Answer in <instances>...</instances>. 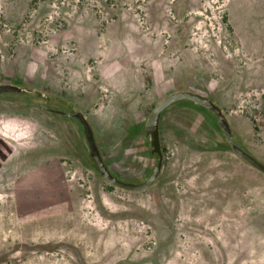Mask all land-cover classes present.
I'll return each mask as SVG.
<instances>
[{"label":"rangeland","instance_id":"374dc122","mask_svg":"<svg viewBox=\"0 0 264 264\" xmlns=\"http://www.w3.org/2000/svg\"><path fill=\"white\" fill-rule=\"evenodd\" d=\"M0 84V264H264V0H0Z\"/></svg>","mask_w":264,"mask_h":264},{"label":"water","instance_id":"95a60500","mask_svg":"<svg viewBox=\"0 0 264 264\" xmlns=\"http://www.w3.org/2000/svg\"><path fill=\"white\" fill-rule=\"evenodd\" d=\"M14 89V86L12 85H1L0 84V92L3 91H9ZM179 99H192L200 104L206 105L208 107L214 108L217 110V113L221 115L220 109H217L215 104L209 100L207 97L202 96L198 93L192 92V91H181V92H176L168 97L164 98L160 103H158L155 108L153 109L152 113L150 114L148 121H147V130L151 132V146H152V151L157 152L159 155H162V149H161V142H160V136H159V118L161 113L165 108H167L170 104L173 102L179 100ZM245 158L254 166L257 168L261 169L264 171V166L259 163L256 159L245 155ZM161 170V164L158 163L150 176L142 182L135 183V182H127L124 181L117 176H114L110 173H106L105 177L107 180H109L111 183L114 185H117L119 187H122L127 190H132V191H141L144 189L149 188L156 180L159 172Z\"/></svg>","mask_w":264,"mask_h":264}]
</instances>
